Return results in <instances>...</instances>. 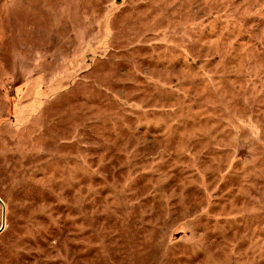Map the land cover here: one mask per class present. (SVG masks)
Masks as SVG:
<instances>
[{"label":"rangeland","instance_id":"obj_1","mask_svg":"<svg viewBox=\"0 0 264 264\" xmlns=\"http://www.w3.org/2000/svg\"><path fill=\"white\" fill-rule=\"evenodd\" d=\"M0 198V264H264V0H0Z\"/></svg>","mask_w":264,"mask_h":264},{"label":"water","instance_id":"obj_2","mask_svg":"<svg viewBox=\"0 0 264 264\" xmlns=\"http://www.w3.org/2000/svg\"><path fill=\"white\" fill-rule=\"evenodd\" d=\"M0 204L2 206V220H1V226H0V233L4 230L5 228V223H6V212H5V204L0 198Z\"/></svg>","mask_w":264,"mask_h":264}]
</instances>
